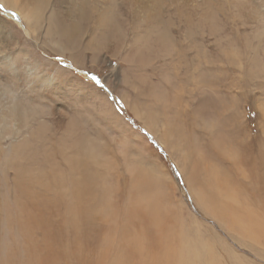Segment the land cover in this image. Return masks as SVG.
I'll return each mask as SVG.
<instances>
[{
	"label": "rangeland",
	"instance_id": "rangeland-1",
	"mask_svg": "<svg viewBox=\"0 0 264 264\" xmlns=\"http://www.w3.org/2000/svg\"><path fill=\"white\" fill-rule=\"evenodd\" d=\"M50 1L45 3L41 31L47 33L45 43L57 52L41 46V41H30L31 49L23 28L27 19L18 14L19 94L28 101L26 121L32 118L26 137L32 148L45 136L55 151L54 141L59 148L60 136H68V142L84 139L96 151L99 145L106 150L112 172L102 171L109 172V184L122 189V195H111L118 217L110 233L104 234L109 253L104 264H144L145 259L156 264V234L163 225L168 237L184 233V248H178L180 236H176L175 249L186 264L196 239L229 254L230 264H264V198L244 186L247 159L264 158V0H212L214 7L204 24H199L202 11L190 12L192 8L185 5L180 6L178 21L166 6L163 13L165 0L142 6L137 0H116L115 8L105 13L107 18L116 17L111 26L92 27L97 22L94 15L90 24L85 23L88 16L82 21L76 18L79 25L72 37L63 33L70 23L66 15L54 12V7L61 8L60 1ZM247 5L255 7L256 15ZM4 13L0 2V14ZM203 28L209 36H202ZM26 50L31 58L23 57ZM10 53H5L6 64ZM206 59L210 65L205 67ZM193 66L197 71L191 76ZM205 78L207 84H202ZM33 130L35 139L29 137ZM26 151V143L19 144L9 161L18 164L22 158L17 155ZM4 164L0 158V214L7 222L19 217L26 201L20 202L15 191L14 171L1 172ZM41 167L45 179L50 177L49 166ZM259 172L264 175V166ZM144 173L148 179H143ZM135 182H150L151 187L134 189ZM260 187L264 191L263 183ZM126 193L130 200L142 195L136 203L147 209L146 218L134 213L137 218H127ZM0 233L4 249L11 247L14 236L23 238L9 224L4 228L1 216ZM29 258L44 263L36 252L22 256L25 261ZM158 264H175V258L170 255L167 263Z\"/></svg>",
	"mask_w": 264,
	"mask_h": 264
},
{
	"label": "bare ground",
	"instance_id": "bare-ground-1",
	"mask_svg": "<svg viewBox=\"0 0 264 264\" xmlns=\"http://www.w3.org/2000/svg\"><path fill=\"white\" fill-rule=\"evenodd\" d=\"M48 1L51 4L50 0H0V2L4 5L5 10L4 14H0V158H2V160L5 159L7 162V164H4L5 167H1V172L5 174V171H9L8 169L14 171L13 185L15 191L17 195L21 197L20 202L23 201V198L26 201L23 205L22 212L15 221L9 220L5 222L4 217L0 214L1 222L4 228L7 224H9L12 232L23 236L22 241H19L17 236H14L11 247L4 249L3 239L0 233V264H38L36 258H29L26 261L22 259V256L28 255L31 257L35 252L36 255H40V257L43 258V264H104L108 259L109 254L105 250L106 246L104 245V234L110 233L111 226L116 224V219L118 217V213H115L113 210L115 207L111 205V195H116L117 192H120L117 194L120 195L122 191V189H114L112 187L113 185L109 184L107 179L108 171L104 172L105 169L112 172L110 162L107 159L106 150L104 149V152L99 145V151H96L98 148L96 146H92L91 141L87 140V142H85L84 139L82 141H78L76 139L72 140L71 138V141L69 140L70 142H68V136H60L58 139L59 148L55 145V139L53 140V145L56 148L55 151L49 145L51 139L49 138L48 140V137L45 138V136L40 137L37 145L32 148V144L28 142L29 139L26 137V131L30 127L28 126L30 125L29 121L32 118H30L28 122L26 121L28 116H26L27 110L24 104H27L28 101L23 99L25 96L22 100L19 94V92H21L19 91L21 75L18 70V62L19 59H21L22 52L20 49L18 50L21 36V31L17 26L20 21L18 14L20 15V13H22L27 19L25 20L27 21V26L23 28L27 33L26 42L28 45H30V41H35L36 43L41 41V46H47L56 51L55 47L51 48L50 43H45L47 33L41 31L43 26H45V16L47 13L45 3ZM59 1L60 3L58 4L61 5V8L54 7V12L60 15H66V21L67 23H70L68 24L69 27H64L65 31L63 33L68 34L71 37L73 34H76V32H74V27L79 25L78 21L85 20L87 16L89 19L85 20V23L90 24L93 21L94 15L97 22L93 23L94 26L92 27L97 28L105 25L111 26V24L116 20L114 15H112L111 18H107L105 15L106 12H110L115 8L117 3L116 0ZM138 1L140 6L144 5L147 1L155 3L160 2V0H137V2ZM195 1L196 0H165L161 4L162 11L163 6H166L167 8L165 10L168 11V14L174 15V17L179 21L180 14L182 13L180 6L185 5V7L187 6L188 8H192L190 12L193 11V13H197L202 11L201 17L203 19L198 21H200L199 24H204L206 17L210 15L211 9L214 7V3H211L212 0H201V4H195ZM219 2H221V0ZM101 8H103V10ZM248 8L252 12V15H256V9L254 6H248ZM14 10L16 13H13ZM172 10L173 12H171ZM248 15L251 14L248 13ZM33 17H35L34 25ZM8 19L13 20L14 22L8 21ZM20 25L22 26V23H20ZM132 28L134 29V27ZM191 29L192 27L186 29V33ZM203 30L204 33H202V36H204L203 34L209 36L210 32L207 34L205 33L207 28H203ZM122 31L125 33L124 28ZM108 44L109 43H106L104 50L108 48ZM122 46L124 45H121V47ZM30 48L32 49L31 45ZM11 49L14 51L11 52L12 54L10 53ZM62 49L63 48H60V50ZM26 51L27 54L26 56L23 55V57L31 58L30 51ZM6 52L10 53L7 58V64L4 60L6 57L5 55H7L5 54ZM207 55L208 49L206 48L204 56ZM204 61V66L210 65L208 59ZM195 71H197V68L193 66L191 70L192 74L190 73L191 76L194 75ZM203 73L206 75L205 71ZM206 79L207 78L202 79V84H207ZM148 107L149 106L147 105V110ZM36 133V130L31 131L29 137L35 139ZM5 143H9V145L4 146ZM21 143H26L27 151L26 153L17 155V157H20L19 159H22L19 161L20 163L18 162V164H15L14 162L9 161V157L16 153L19 144ZM23 161H26L27 163H22ZM46 164L51 170V178L46 175L45 179L39 166L41 167ZM245 165L249 168L245 172L248 180V182L244 185L245 188L251 186L255 195L261 193L264 198V191L262 187L259 188V185H262V183L264 184V175H261L259 172L261 167L264 166L263 156L248 158ZM35 167L38 169L36 170L38 172L36 174L31 172L32 174L30 173V175L29 171L35 169ZM102 169L104 171H102ZM117 172L115 173L117 174ZM145 174L146 173L143 175V179H148V175ZM114 178L115 177H113V179ZM37 187H41L42 190L38 191ZM142 187H146L148 190V188L151 187V183L147 182L146 184L139 185L135 182V185L132 188L141 189ZM140 196L142 197V195ZM127 198L130 200L129 194L127 195ZM137 198H132L130 200L127 211L128 219L133 220L134 217L137 218L136 215H140L139 217L142 218H146L147 216V209H142L139 205H137ZM131 201H134V203L131 204ZM133 213L136 215H133ZM176 236H180V242H177L178 248L181 250V248H184V246L182 247L181 245L183 241L181 238L184 237V233L179 231V233L173 234L171 238L166 236L165 225L159 228V233L156 234L157 238L155 240L158 242L159 247V250L154 252L156 264H158L159 261L160 263H167L170 255L175 258V264H186L184 263L186 259H184V261L181 260L182 257L181 254L178 253L179 250L177 251L175 249V244L177 245ZM196 242V245L193 244V247L191 246L192 249L195 246V249L192 251L193 254L190 253L191 259L187 264H230L229 254H220L216 249L217 247H212L214 244L211 246L208 243H202L200 239H196ZM188 243L189 242H187L186 245ZM188 246L190 245H187V249L189 248ZM155 247L157 248V244ZM162 248H164V250H162ZM159 251H164V254L160 255ZM183 252L185 251L183 250ZM3 253H5L4 256ZM225 260L229 263H225ZM233 263L238 264L235 261ZM119 264H131V262L121 261ZM144 264H148L147 259H145Z\"/></svg>",
	"mask_w": 264,
	"mask_h": 264
},
{
	"label": "snow or ice",
	"instance_id": "snow-or-ice-1",
	"mask_svg": "<svg viewBox=\"0 0 264 264\" xmlns=\"http://www.w3.org/2000/svg\"><path fill=\"white\" fill-rule=\"evenodd\" d=\"M97 83H99V81H97Z\"/></svg>",
	"mask_w": 264,
	"mask_h": 264
}]
</instances>
